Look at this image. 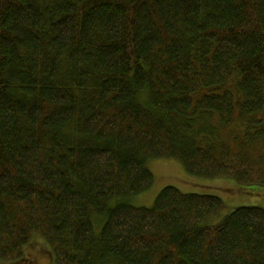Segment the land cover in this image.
Returning a JSON list of instances; mask_svg holds the SVG:
<instances>
[{
  "label": "trees",
  "instance_id": "16d2710c",
  "mask_svg": "<svg viewBox=\"0 0 264 264\" xmlns=\"http://www.w3.org/2000/svg\"><path fill=\"white\" fill-rule=\"evenodd\" d=\"M153 158L264 185V0H0V260L264 264L263 207L131 204Z\"/></svg>",
  "mask_w": 264,
  "mask_h": 264
},
{
  "label": "rangeland",
  "instance_id": "374dc122",
  "mask_svg": "<svg viewBox=\"0 0 264 264\" xmlns=\"http://www.w3.org/2000/svg\"><path fill=\"white\" fill-rule=\"evenodd\" d=\"M153 175L151 186L129 198L135 206L151 207L161 189L173 186L184 193L211 194L219 196L224 207L209 223H218L234 207L257 205L264 208V185L240 184L227 177L205 178L188 173L181 162L174 158H153L146 162ZM95 231L100 225L94 222ZM0 264H55L44 238L33 233L23 248V256L17 261L0 260Z\"/></svg>",
  "mask_w": 264,
  "mask_h": 264
}]
</instances>
